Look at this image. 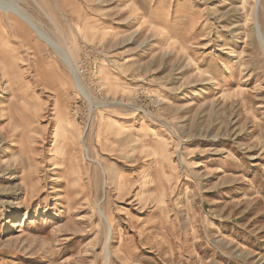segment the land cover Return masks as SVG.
I'll list each match as a JSON object with an SVG mask.
<instances>
[{"label":"rangeland","instance_id":"rangeland-1","mask_svg":"<svg viewBox=\"0 0 264 264\" xmlns=\"http://www.w3.org/2000/svg\"><path fill=\"white\" fill-rule=\"evenodd\" d=\"M17 1L0 264H264V0Z\"/></svg>","mask_w":264,"mask_h":264},{"label":"bare ground","instance_id":"bare-ground-1","mask_svg":"<svg viewBox=\"0 0 264 264\" xmlns=\"http://www.w3.org/2000/svg\"><path fill=\"white\" fill-rule=\"evenodd\" d=\"M258 2L259 0H256L255 6L253 7V12L256 17V11L258 8ZM0 12L2 13H11L15 16H17L20 20L24 21L29 27H31L32 31L35 33V35L42 41L44 42L47 46H49L55 53L56 55L69 67L70 71L74 75V85L77 91H79L81 94L85 96H90L88 92H85V89L83 88L80 79L76 75V70L74 69L73 63L71 58L68 56V53L66 50L63 49L62 46H60L54 38L50 37L44 30L37 24V22L25 11L19 4L17 0H0ZM259 33V31H257ZM263 36L261 35L260 40H261V45L264 48V40L262 38ZM81 142L84 146V140L83 138L81 139ZM85 147V146H84ZM86 152V148H84ZM92 161V160H91ZM96 163L95 161H92ZM98 166L101 168L104 176H106V171L104 166L97 162ZM103 214L105 220L108 222V219L106 218L105 213L99 209V215L101 216ZM110 228V227H109ZM108 234V233H107ZM109 235H111V228L109 230ZM108 236V235H107ZM106 258V257H104ZM108 260V256H107Z\"/></svg>","mask_w":264,"mask_h":264},{"label":"built area","instance_id":"built-area-1","mask_svg":"<svg viewBox=\"0 0 264 264\" xmlns=\"http://www.w3.org/2000/svg\"><path fill=\"white\" fill-rule=\"evenodd\" d=\"M81 72H83V70H81Z\"/></svg>","mask_w":264,"mask_h":264},{"label":"water","instance_id":"water-1","mask_svg":"<svg viewBox=\"0 0 264 264\" xmlns=\"http://www.w3.org/2000/svg\"><path fill=\"white\" fill-rule=\"evenodd\" d=\"M260 3V1L258 2V4Z\"/></svg>","mask_w":264,"mask_h":264}]
</instances>
